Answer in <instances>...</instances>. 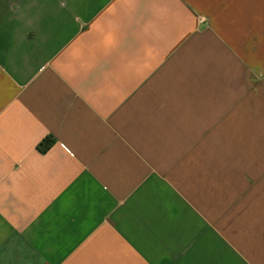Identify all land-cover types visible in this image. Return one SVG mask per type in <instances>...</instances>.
Masks as SVG:
<instances>
[{"label":"crops","instance_id":"1","mask_svg":"<svg viewBox=\"0 0 264 264\" xmlns=\"http://www.w3.org/2000/svg\"><path fill=\"white\" fill-rule=\"evenodd\" d=\"M0 264H264V0H0Z\"/></svg>","mask_w":264,"mask_h":264},{"label":"trees","instance_id":"2","mask_svg":"<svg viewBox=\"0 0 264 264\" xmlns=\"http://www.w3.org/2000/svg\"><path fill=\"white\" fill-rule=\"evenodd\" d=\"M53 145V141L51 139H46L45 144L42 146L44 150L51 148Z\"/></svg>","mask_w":264,"mask_h":264}]
</instances>
